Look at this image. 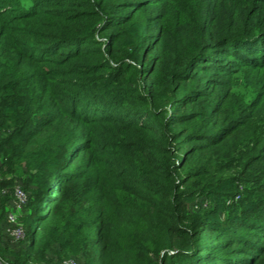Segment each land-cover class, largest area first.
I'll use <instances>...</instances> for the list:
<instances>
[{
	"label": "trees",
	"instance_id": "16d2710c",
	"mask_svg": "<svg viewBox=\"0 0 264 264\" xmlns=\"http://www.w3.org/2000/svg\"><path fill=\"white\" fill-rule=\"evenodd\" d=\"M0 170L3 264H264V0H0Z\"/></svg>",
	"mask_w": 264,
	"mask_h": 264
},
{
	"label": "built area",
	"instance_id": "2783aa9c",
	"mask_svg": "<svg viewBox=\"0 0 264 264\" xmlns=\"http://www.w3.org/2000/svg\"><path fill=\"white\" fill-rule=\"evenodd\" d=\"M242 190V187H240ZM10 197L9 208L5 213V224L3 227L4 234L11 237L13 240H23L25 236V229L20 218L27 206L29 194L24 189L23 184L16 182L8 190ZM238 198V196H236ZM61 264H81L75 257H68L62 261Z\"/></svg>",
	"mask_w": 264,
	"mask_h": 264
},
{
	"label": "rangeland",
	"instance_id": "374dc122",
	"mask_svg": "<svg viewBox=\"0 0 264 264\" xmlns=\"http://www.w3.org/2000/svg\"><path fill=\"white\" fill-rule=\"evenodd\" d=\"M1 172V171H0ZM3 175V176H2ZM5 174L2 173L0 176V182H4V186L0 188V202L3 200H7L9 197L8 190L11 188V186L16 182H21L24 185V176L22 172H14L13 174H8L7 176H4ZM248 183H241L239 184V187H242L243 189L248 187ZM7 202V201H6ZM1 209V207H0ZM6 210V208H5ZM23 215V213H21ZM5 215V214H4ZM22 220V218H20ZM22 240H13L11 237L7 236V234H4L3 231L0 230V248L5 250L7 252V255L11 254L10 251H14L17 249H21L24 247V243L21 242ZM51 254V252H50ZM8 255V256H9ZM62 259V258H61Z\"/></svg>",
	"mask_w": 264,
	"mask_h": 264
},
{
	"label": "crops",
	"instance_id": "0c3cea01",
	"mask_svg": "<svg viewBox=\"0 0 264 264\" xmlns=\"http://www.w3.org/2000/svg\"><path fill=\"white\" fill-rule=\"evenodd\" d=\"M1 171V170H0ZM3 172H0V176H1V174H2ZM3 176V175H2ZM5 176V175H4ZM7 176V175H6ZM10 207V206H9Z\"/></svg>",
	"mask_w": 264,
	"mask_h": 264
},
{
	"label": "water",
	"instance_id": "95a60500",
	"mask_svg": "<svg viewBox=\"0 0 264 264\" xmlns=\"http://www.w3.org/2000/svg\"><path fill=\"white\" fill-rule=\"evenodd\" d=\"M0 264H3V262H1V260H0Z\"/></svg>",
	"mask_w": 264,
	"mask_h": 264
}]
</instances>
